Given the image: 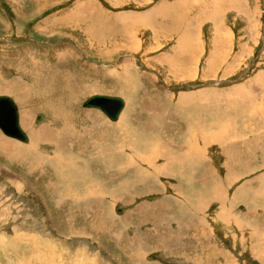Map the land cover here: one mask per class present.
<instances>
[{"label": "rangeland", "instance_id": "374dc122", "mask_svg": "<svg viewBox=\"0 0 264 264\" xmlns=\"http://www.w3.org/2000/svg\"><path fill=\"white\" fill-rule=\"evenodd\" d=\"M215 1L204 25L175 0H0V95L28 135L0 129V264H264V0L221 27ZM93 94L124 98L117 121Z\"/></svg>", "mask_w": 264, "mask_h": 264}, {"label": "bare ground", "instance_id": "6f19581e", "mask_svg": "<svg viewBox=\"0 0 264 264\" xmlns=\"http://www.w3.org/2000/svg\"><path fill=\"white\" fill-rule=\"evenodd\" d=\"M211 2H213V1H215V0H210ZM229 1V3H230V5L231 6H238V5H240L239 4V2L240 1H242V0H228ZM216 3L218 2V0H216L215 1ZM214 3V2H213ZM172 5H175L174 7H172ZM229 5V4H228ZM214 7V6H213ZM157 8H162V7H157ZM171 8H177V9H179V7L177 6V4H176V2L174 3V4H167V7H165V9H171ZM238 10V9H237ZM210 11V10H209ZM209 11H208V13H209ZM202 12V11H201ZM205 12V11H204ZM218 12L219 11H216V9H212L211 10V13H212V19H216L217 18V16H218ZM206 13V12H205ZM207 13V14H208ZM209 15V14H208ZM211 15V14H210ZM171 17V20L174 18V21L172 22L173 23V25L175 26V29L177 30V32H178V34L180 35V37H179V43L181 44V46H182V48H184V39H185V42H186V40H187V37L189 36V35H192V33H193V31H192V27L191 28H188V26H189V22H185V21H183L182 20V22H181V19H180V15H171L170 16ZM218 20V19H217ZM198 24V23H197ZM194 27V26H193ZM188 56V57H187ZM166 57H168V56H166ZM187 58V59H186ZM190 55L189 54H185V58H184V61H186V62H189L190 60ZM32 64V63H31ZM34 64V63H33ZM50 66V65H49ZM34 68V70H35V66L33 67ZM33 70V71H34ZM33 71H30V72H33ZM33 74V73H32ZM130 79V78H129ZM35 80V79H34ZM55 81H56V79H55ZM130 81V80H129ZM58 82V87L57 88H59V87H66L67 86V84L64 82V81H62V80H59V81H57ZM238 85H240V84H238ZM121 97V96H120ZM122 98V97H121ZM123 99V101H124V107H125V100H124V98H122ZM85 107V106H84ZM124 107L120 110V113L122 112V110L124 109ZM85 108H87V107H85ZM26 112V111H25ZM28 112V111H27ZM120 113H119V115H118V118L121 116L120 115ZM45 115H43L42 114V119H43V117H44ZM19 113H18V121H19V124H20V120H19ZM118 118H117V120H118ZM21 120H22V123H23V125L24 126H26V124H27V121L28 120H26L25 118H21ZM110 120V119H109ZM116 120V121H117ZM41 121V120H40ZM40 121H36V118H35V123H39ZM56 121V120H55ZM56 122H58V121H56ZM116 123V122H115ZM120 123V122H119ZM59 124H60V122H59ZM51 125V124H50ZM121 125V124H120ZM120 125H119V128H120ZM21 126V125H20ZM56 126V125H55ZM227 126V125H226ZM123 127H125V124H123ZM196 127V126H195ZM44 128V127H43ZM81 128V127H80ZM203 128V127H202ZM201 128V129H202ZM53 128L51 127L50 128V130H52ZM63 129V128H62ZM72 129V128H71ZM70 129V130H71ZM198 129V128H197ZM206 130H207V128H205ZM74 130V129H73ZM128 130V129H127ZM66 131H68L67 129H66ZM123 131V130H122ZM200 131H202V130H200ZM68 132H70V131H68ZM73 132V131H72ZM127 132V131H126ZM207 133L209 132V131H206ZM37 132H33V131H31V139H30V143L29 144H27V145H20V146H22V148H25V154L27 155L28 154V157H30L31 155H34L35 153H33V152H31V145H32V143H34V142H36V137H35V134H36ZM125 133V132H124ZM48 134V133H47ZM58 134V133H57ZM6 135V134H5ZM38 135H39V133H38ZM42 135V134H41ZM78 135V134H77ZM117 135V134H116ZM134 135V134H133ZM132 135V136H133ZM6 136H8V135H6ZM28 136V135H27ZM58 136V135H57ZM137 136V131H136V135H134L133 137H132V140L130 141V142H136L137 144H138V142L137 141H135L134 139H135V137ZM8 137H10V136H8ZM55 137V136H54ZM65 137V136H64ZM74 137V136H73ZM72 137V138H73ZM104 137V136H103ZM12 138V137H11ZM52 139H53V137H51ZM76 138V137H75ZM79 138V137H78ZM131 138V137H130ZM8 139V138H7ZM80 139V138H79ZM89 139V138H88ZM9 141H10V143L11 144H15L14 143V141H12L11 139H8ZM18 140V139H17ZM51 140V139H50ZM56 140V139H55ZM104 140V139H103ZM72 141V140H71ZM101 141V140H100ZM24 141H22V143H23ZM28 142V141H27ZM132 142V143H133ZM2 143H6V139H5V137L4 136H2L1 134H0V144L2 145ZM54 143H57L56 141L54 142ZM59 144V148L61 149V150H63V152L60 150V151H57V152H55L56 154H55V158H56V164H57V167H59V165H60V162L62 161V156L63 155H65V153H67V152H65L64 151V147L63 146H65V140H62V139H60V142H58ZM82 143V142H81ZM85 144V143H84ZM88 144V143H87ZM92 144V143H91ZM103 144V143H102ZM89 145V144H88ZM121 145V144H120ZM19 146V145H18ZM17 146V147H18ZM2 147V146H1ZM105 147V146H104ZM103 147V148H104ZM124 147V146H123ZM128 147V146H127ZM130 147H133V146H130ZM58 148V147H57ZM73 148V147H72ZM134 148V147H133ZM7 149V148H6ZM20 150V149H19ZM93 151V150H92ZM21 152V151H20ZM103 152H104V149H103ZM123 152V151H122ZM195 152L197 153V154H201V153H205V151L203 150V151H200V150H198V149H196L195 150ZM96 154V153H95ZM120 154V153H119ZM118 154V155H119ZM100 155H102V154H100ZM66 156V161L67 162H69L70 160H71V158L73 157L71 154L70 155H65ZM123 156H124V154H123ZM22 157H26V156H22ZM125 157H127L126 155H125ZM97 158V157H96ZM203 158L204 159H207L206 157H205V154H204V156H203ZM32 159H34V160H37L38 162L40 161V160H44V158L42 157V156H32ZM128 159V158H127ZM185 160H187L188 161V163H191L192 161L190 160V159H188V158H184ZM46 160V161H45ZM45 160H44V162L45 163H47V158H45ZM180 161H183V158L182 159H180ZM125 162V161H124ZM128 164V163H127ZM71 165H72V168L71 169H69L70 171H75L76 172V170L78 169H76V165H78L79 166V164L77 163H75V161H73V162H71ZM81 165H83V164H81ZM41 167V166H40ZM43 167V166H42ZM80 167V166H79ZM68 170V169H67ZM109 170V169H108ZM80 171H81V169H80ZM63 172V171H62ZM71 172V173H72ZM78 172H79V169H78ZM82 172V171H81ZM104 173V172H103ZM74 174V173H73ZM171 175H169V176H172L173 178H178L177 176H181L182 174H179L178 173V175L177 174H175V173H173V172H171L170 173ZM63 175V174H62ZM166 175H168V174H166ZM63 178V177H62ZM144 182V181H143ZM73 183V182H72ZM57 184V183H56ZM58 185V184H57ZM53 186H55L54 184H52L50 187L48 186L47 188L49 189V190H51L52 189V187ZM57 188V187H56ZM57 189H61L62 190V187H59V188H57ZM57 189H53V191L54 192H58L57 191ZM105 192V191H104ZM61 193V192H60ZM113 213V212H112ZM91 228V227H90ZM173 241V240H172ZM169 243H170V240H169ZM175 243V242H174ZM177 243V242H176ZM171 244H173V243H171ZM173 246H174V244H173ZM237 258V257H236ZM137 260V259H136Z\"/></svg>", "mask_w": 264, "mask_h": 264}, {"label": "water", "instance_id": "95a60500", "mask_svg": "<svg viewBox=\"0 0 264 264\" xmlns=\"http://www.w3.org/2000/svg\"><path fill=\"white\" fill-rule=\"evenodd\" d=\"M83 106L99 109L110 120L118 118L124 101L117 95L93 94L83 101ZM42 120V114L38 113L36 121ZM0 129L1 131L20 141L27 142L28 136L18 121V108L15 101L9 95H0Z\"/></svg>", "mask_w": 264, "mask_h": 264}, {"label": "crops", "instance_id": "0c3cea01", "mask_svg": "<svg viewBox=\"0 0 264 264\" xmlns=\"http://www.w3.org/2000/svg\"><path fill=\"white\" fill-rule=\"evenodd\" d=\"M186 1H188V0H184V2H186ZM175 2H176V4H177V6L178 5H180L183 9H184V12H186V10L187 9H190L191 8V10L189 11V12H187V13H185L184 14V17H190V18H192V17H194L193 19H195V17H198L200 20H203L204 18H208V20H206L205 19V21H204V25H207L208 23H210L211 24V19H209L211 16H212V13H211V10H212V6H213V4H212V2L209 0V2H206V4L204 5V7L202 8V9H200L202 12L201 13H199L198 15L195 13V11H196V9H198V7H194V6H192V2L190 1V2H188V3H182V0H175ZM225 2H228V0H221L220 2H217V4H219V6L221 7H224L225 9L224 10H226L224 13H220V17H219V21L217 22V24L221 27L222 25H227L228 24V21H226L227 20V18H230V13H235L233 10H234V8L232 9V8H228V5L227 4H225ZM209 5H211L210 6V8H209ZM180 6H178V7H180ZM244 7V6H243ZM210 10V11H209ZM206 13H205V12ZM208 11H209V13H208ZM239 12V11H238ZM237 12V13H238ZM131 13V12H130ZM209 15H208V14ZM178 14H180V13H178ZM211 14V15H210ZM239 14V13H238ZM198 18H196V19H198ZM212 18V17H211ZM129 19V18H128ZM131 20H134L133 19V17H132V19ZM130 20V21H131ZM141 22L142 21H138V19H136L135 20V22H132V25H133V23H135V24H141ZM193 23V22H192ZM225 23H227V24H225Z\"/></svg>", "mask_w": 264, "mask_h": 264}]
</instances>
